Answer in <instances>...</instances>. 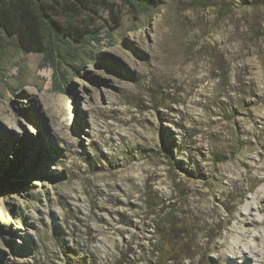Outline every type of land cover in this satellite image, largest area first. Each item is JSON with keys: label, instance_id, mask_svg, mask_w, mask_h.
<instances>
[{"label": "rangeland", "instance_id": "obj_1", "mask_svg": "<svg viewBox=\"0 0 264 264\" xmlns=\"http://www.w3.org/2000/svg\"><path fill=\"white\" fill-rule=\"evenodd\" d=\"M157 1L0 32V264H264V0Z\"/></svg>", "mask_w": 264, "mask_h": 264}, {"label": "trees", "instance_id": "obj_2", "mask_svg": "<svg viewBox=\"0 0 264 264\" xmlns=\"http://www.w3.org/2000/svg\"><path fill=\"white\" fill-rule=\"evenodd\" d=\"M119 1L141 14L150 13L159 4L157 0ZM110 6L109 0H0V32L7 39L17 41L27 54L44 55L45 62L52 63L56 79L62 54L80 57L72 43L83 45L88 40H95L79 27L77 18L86 16L87 26L96 9L112 12ZM9 166L0 174V186H11V191L15 192L23 184L12 185V179L20 177L26 165L20 160Z\"/></svg>", "mask_w": 264, "mask_h": 264}, {"label": "bare ground", "instance_id": "obj_3", "mask_svg": "<svg viewBox=\"0 0 264 264\" xmlns=\"http://www.w3.org/2000/svg\"><path fill=\"white\" fill-rule=\"evenodd\" d=\"M260 209H261V208H260ZM263 211H264V210H263ZM263 211H262V212H263ZM140 225H141V224H140ZM127 240H128V239H127ZM259 251H260V250H259ZM251 254L254 255V257H253V259H254L255 256H258V255H259V252H257V251L255 250V248H253L252 251H251ZM248 259H249V258H248ZM248 259H247V260H248ZM250 260H251V259H250Z\"/></svg>", "mask_w": 264, "mask_h": 264}]
</instances>
